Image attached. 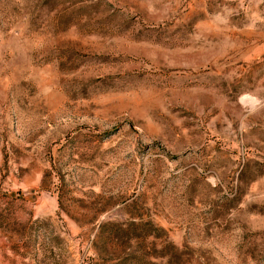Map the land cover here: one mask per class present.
<instances>
[{
  "label": "rangeland",
  "instance_id": "obj_1",
  "mask_svg": "<svg viewBox=\"0 0 264 264\" xmlns=\"http://www.w3.org/2000/svg\"><path fill=\"white\" fill-rule=\"evenodd\" d=\"M0 264H264V0H0Z\"/></svg>",
  "mask_w": 264,
  "mask_h": 264
}]
</instances>
